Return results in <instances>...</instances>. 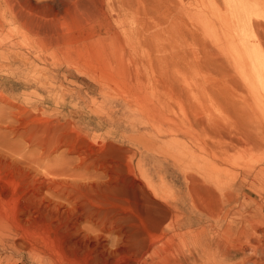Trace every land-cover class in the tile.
Listing matches in <instances>:
<instances>
[{"label": "rangeland", "instance_id": "1", "mask_svg": "<svg viewBox=\"0 0 264 264\" xmlns=\"http://www.w3.org/2000/svg\"><path fill=\"white\" fill-rule=\"evenodd\" d=\"M174 1L171 20V0H134L115 70L6 26L0 264H264V63L245 23L264 0Z\"/></svg>", "mask_w": 264, "mask_h": 264}, {"label": "bare ground", "instance_id": "2", "mask_svg": "<svg viewBox=\"0 0 264 264\" xmlns=\"http://www.w3.org/2000/svg\"><path fill=\"white\" fill-rule=\"evenodd\" d=\"M27 1L31 4L30 5L26 3V5L30 9L18 8L16 0H0V39L4 37L5 28L7 25L19 24L24 30L31 33L35 38H37V41L42 42V43L45 41H48L50 42L51 46L54 49H57V51L62 50V49H65L66 51H68L69 45H77L75 48L77 49V52L75 51V49L74 51L78 53L77 55L81 56L83 60L84 59L90 60V59L95 58L101 61L99 62L102 64L101 66H103L104 68L115 70L116 67L119 66V64L117 63L119 62L118 53L120 52V50L123 51L124 50L123 47L128 48V46H131V44L136 40V38L139 37L134 32V29L132 28V25L130 22L131 17H133V14H134V0H41V1L27 0ZM171 2H172V9H166L165 13L169 17V19L175 20L177 18V15L179 16L182 13L180 12L177 2H175L174 0H171ZM230 11L228 12L227 15H229ZM235 14H231V16L233 15L232 18L235 17ZM237 17L238 16H236V19ZM199 18H202V17H199ZM238 19L239 21H241L240 18ZM220 20L221 19H219V22L222 23V21ZM230 21H231V17H230ZM224 22L225 21H223V23ZM231 22L232 24H234L235 19L234 21H231ZM245 23L249 29L253 30L257 38L256 45L254 46V48H256L257 50H250L247 53V56L255 63V66L253 69L258 70L259 67L264 63V24L258 20H252L251 18L250 19L246 18ZM169 25L173 26V24L171 23H169L168 26ZM198 25L200 24L198 23ZM164 31H166V29H164ZM173 31H174V28H173ZM175 32H174V35L177 34ZM176 37H178V34ZM141 41H145V40H141ZM216 43L219 44V42H216ZM78 49H83L84 51L78 52ZM220 49L221 48H219V52H220ZM98 60L96 62H98ZM129 61H130V58L127 59V62ZM136 62H134V64ZM129 64L131 65V63ZM136 64L138 65V63ZM74 65L77 66L76 63H74ZM135 67L137 68V66ZM231 67L233 66L231 65ZM135 69L134 71H136ZM223 69H225L226 73H228L230 71V66L224 65ZM217 70L221 71L222 73L225 72L224 70L222 71L221 69H217ZM83 72L84 71H81L80 73L83 74ZM253 74L251 75L253 76ZM109 75H111V77L113 76L112 74H109ZM129 77H130V74H129ZM253 78L251 79L253 80ZM252 82H254V80ZM254 85H256V87L258 88L261 84L258 83L257 85L256 83ZM260 87L259 89H261ZM262 91L263 90H261V92ZM261 92H259L260 98L262 96ZM257 96L258 95H256V97ZM252 97H253V94H252ZM0 101L2 100L0 99ZM256 247L258 250L256 256L259 262H264V258H262L263 253H264V248H261V246L259 245ZM140 263L141 261H134L132 264H140ZM105 264H107V262H105Z\"/></svg>", "mask_w": 264, "mask_h": 264}]
</instances>
